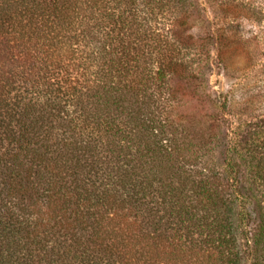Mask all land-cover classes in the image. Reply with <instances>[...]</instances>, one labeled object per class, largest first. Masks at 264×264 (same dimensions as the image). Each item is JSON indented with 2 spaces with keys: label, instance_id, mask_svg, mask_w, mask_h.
I'll return each mask as SVG.
<instances>
[{
  "label": "trees",
  "instance_id": "trees-1",
  "mask_svg": "<svg viewBox=\"0 0 264 264\" xmlns=\"http://www.w3.org/2000/svg\"><path fill=\"white\" fill-rule=\"evenodd\" d=\"M238 51L264 0H0V264H264V114L188 99Z\"/></svg>",
  "mask_w": 264,
  "mask_h": 264
},
{
  "label": "rangeland",
  "instance_id": "rangeland-1",
  "mask_svg": "<svg viewBox=\"0 0 264 264\" xmlns=\"http://www.w3.org/2000/svg\"><path fill=\"white\" fill-rule=\"evenodd\" d=\"M243 27L245 28L244 31H257V27H254L252 24H244ZM252 49L253 48L250 46V51ZM244 54L245 51L232 53L230 58L234 70L224 71L218 68H211V70L205 74L203 84H193L192 87H188V99L194 107L197 108L200 106L203 113L207 114V117L211 111V101L216 99L219 95L227 93L233 97V102L240 103L243 107L248 106L247 115L243 112L241 114L243 116L239 115L232 121H253V119L261 117L264 114V103H260V101L264 102V70H261L262 72L258 70L247 73V70L241 65L243 62L242 56ZM195 119L200 123L201 128L206 129V136L208 138L211 132H215V134L221 133L223 136L225 134V139L222 142V149H215V143L210 145V150L219 158V161H222V158L229 153L226 135L229 137L228 134L231 136V131H234L231 124L233 122L229 121L230 119L228 118L223 121L219 118L218 121V116L215 121L210 119L206 120L205 118L201 120L199 117Z\"/></svg>",
  "mask_w": 264,
  "mask_h": 264
}]
</instances>
